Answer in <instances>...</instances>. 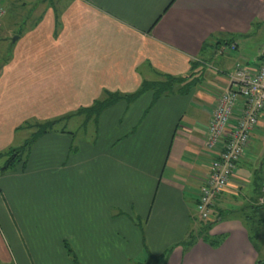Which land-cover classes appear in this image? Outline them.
<instances>
[{"label": "crops", "instance_id": "crops-1", "mask_svg": "<svg viewBox=\"0 0 264 264\" xmlns=\"http://www.w3.org/2000/svg\"><path fill=\"white\" fill-rule=\"evenodd\" d=\"M25 4L3 5L0 41L11 46L0 59V153L26 124L33 132L104 92L132 94L158 74L187 77L191 89L154 103L151 92L119 101L85 142L68 129L76 116L59 126L64 133L42 134L0 174V259L129 264L146 254L143 263L163 255L160 264H260L251 236L264 224V110L207 232L195 206L214 157L204 147L207 126L227 74L237 62L254 68L264 50V0Z\"/></svg>", "mask_w": 264, "mask_h": 264}, {"label": "built area", "instance_id": "built-area-1", "mask_svg": "<svg viewBox=\"0 0 264 264\" xmlns=\"http://www.w3.org/2000/svg\"><path fill=\"white\" fill-rule=\"evenodd\" d=\"M4 15L5 8L0 2V26ZM229 49L233 50L234 45ZM226 84L211 113L204 142V147L214 153L195 206L198 218L204 222L211 219L216 197L229 186L264 110V56L254 68L235 63L227 74ZM240 101V114L233 122V113Z\"/></svg>", "mask_w": 264, "mask_h": 264}, {"label": "trees", "instance_id": "trees-1", "mask_svg": "<svg viewBox=\"0 0 264 264\" xmlns=\"http://www.w3.org/2000/svg\"><path fill=\"white\" fill-rule=\"evenodd\" d=\"M232 44H233L232 41H228L226 46L229 47ZM261 58H263L262 55L260 56V59ZM158 75L160 77V81L159 80L144 81L142 82L140 87L132 94L122 95L118 93L104 92L103 97L101 99L94 101L88 107L79 108L74 114L67 115L63 118H57L53 120H48L46 122L34 124L35 128L34 129L32 128L33 133L31 137L29 138V141L27 140V142L22 147L18 149L7 150L6 152L0 153V158H5L3 164L0 166V174L11 171L12 169H14V167L18 163L22 161L23 158L25 159V157H27L29 154L31 145L42 134H45L47 132H52V131H60L61 133H64L65 131H62L64 130L63 128L58 129L59 124L66 123L73 116H84L85 117L84 119L85 123L81 125V128H82V126L85 125L86 122H89L93 118H94V123L96 124L101 113L104 112L106 109L110 108L111 106L115 105L119 101H124L126 104H130V103L135 102L143 94L147 92H151L152 93L151 103H154L162 96H167L175 92L180 93V94H187L191 89V82L186 83L187 77L180 79V78H175V77L162 75V74H158ZM161 79L163 81H161ZM178 87L179 89H176ZM232 177H231V180H232ZM262 191L264 192V190ZM260 204H263V202ZM216 219L217 218L215 219L213 218V214L211 216V219L206 222L198 218L201 228L205 232H207L216 223L217 221ZM67 252L70 253L71 250L67 248ZM148 258L150 259L148 262L138 263V264H160V262L163 259V255L162 256L148 255Z\"/></svg>", "mask_w": 264, "mask_h": 264}, {"label": "rangeland", "instance_id": "rangeland-1", "mask_svg": "<svg viewBox=\"0 0 264 264\" xmlns=\"http://www.w3.org/2000/svg\"><path fill=\"white\" fill-rule=\"evenodd\" d=\"M13 1L14 0H4L2 3H4L3 4L4 6H7L8 3L13 2ZM16 1H17V3L19 5H21L23 3L24 4L26 3L25 4L26 5V8L29 6V4H32V6H33L34 5V2H35V0H16ZM43 1L53 2V1H56V0H43ZM18 11H19L18 12V16H21L20 12L21 13H24L26 11V9L19 8ZM257 40L259 42H263L264 41V29H261L258 32ZM0 43H1V41H0ZM1 44L2 45H0V48H2L3 51L2 52L0 51V59L5 56L6 52L9 50V48L11 46L9 40H7L6 42L1 43ZM156 80H159L160 81V78H158V79L153 78L152 79V81H156ZM161 81H163V80L161 79ZM102 96H103V94H102ZM84 119H85L84 116H76V118H73V120L70 122L69 128H68V129H72L74 132H77V137H75L76 140L77 139H80L83 142H85L87 140H90L94 136V132H95V129H96V125L94 123V118L92 120H90L89 122H86V124L83 125L82 128H81V125L83 123H85ZM30 124L31 123L26 124L24 126L25 129L19 130V133H17L18 136H19V140H18V143L17 144H15L14 146H12L13 149H18V148L22 147L27 142V140L29 141V138L31 137V135L33 133V132H30V131L27 130V128L29 127ZM60 125L62 126L63 124H59V126ZM29 129H32V128H29ZM78 129H81V130H78ZM0 164H2V163H0ZM256 232H259L258 235H256ZM262 233L264 235V224H261V227H259L258 230L255 229V228H253L252 236H251L252 237V241L258 247V251H259V261L261 262L260 264H264V239L261 238V234ZM145 259H146V254L143 255L141 258H136L134 261H131L129 264L143 263ZM0 264H15V263L13 261L12 262L9 261L8 263H5V261H3V260L0 259Z\"/></svg>", "mask_w": 264, "mask_h": 264}, {"label": "water", "instance_id": "water-1", "mask_svg": "<svg viewBox=\"0 0 264 264\" xmlns=\"http://www.w3.org/2000/svg\"><path fill=\"white\" fill-rule=\"evenodd\" d=\"M16 39H17V36L12 37L11 43H14ZM262 56H264V50L262 52Z\"/></svg>", "mask_w": 264, "mask_h": 264}]
</instances>
